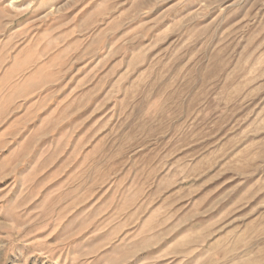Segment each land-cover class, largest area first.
<instances>
[{"label":"rangeland","instance_id":"1","mask_svg":"<svg viewBox=\"0 0 264 264\" xmlns=\"http://www.w3.org/2000/svg\"><path fill=\"white\" fill-rule=\"evenodd\" d=\"M0 264H264V0H0Z\"/></svg>","mask_w":264,"mask_h":264}]
</instances>
